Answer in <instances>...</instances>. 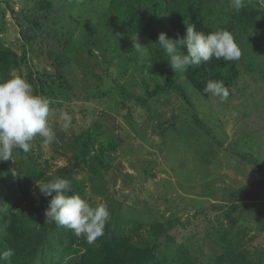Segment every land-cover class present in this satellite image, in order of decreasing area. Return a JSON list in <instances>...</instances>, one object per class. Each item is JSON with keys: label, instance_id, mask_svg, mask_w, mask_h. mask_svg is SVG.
<instances>
[{"label": "rangeland", "instance_id": "obj_1", "mask_svg": "<svg viewBox=\"0 0 264 264\" xmlns=\"http://www.w3.org/2000/svg\"><path fill=\"white\" fill-rule=\"evenodd\" d=\"M11 1L15 11L21 7L20 14L36 3H50L49 26L67 41L57 50L72 64L64 72L69 90L44 95L54 102L49 123L56 140L44 144L35 137L28 154H14L3 169L0 237L2 214L14 208L21 194L17 185L32 161L52 174L86 153V169L77 170L75 178L84 180L83 198L92 206H108L105 239L124 233L138 242L153 225H161L155 239L158 256L181 253L194 264H212L231 248L243 254L242 262L264 264V190L256 189L255 199L241 200L264 170V34L250 31L236 42L242 76L226 100L200 98L182 77L177 87L148 98L144 86L151 91L161 80L143 72L147 54L135 53L133 37L116 29L114 17L106 18L111 16L109 0ZM218 4L226 13L240 8L237 0ZM18 27L6 0H0V40L22 59L11 75L23 76L34 89L43 81V70L53 66L46 53H35L33 44L23 43ZM38 33L33 32L37 44ZM136 37L145 46V37ZM48 44H54L49 36L43 42ZM88 50L97 64L88 60ZM65 112L72 117L67 129L61 119ZM90 165L97 175L87 169ZM29 191L43 196L37 183ZM70 239L82 252L86 237L57 225L39 245L34 264L72 263L76 255L65 252Z\"/></svg>", "mask_w": 264, "mask_h": 264}, {"label": "trees", "instance_id": "obj_2", "mask_svg": "<svg viewBox=\"0 0 264 264\" xmlns=\"http://www.w3.org/2000/svg\"><path fill=\"white\" fill-rule=\"evenodd\" d=\"M13 2L15 1L6 0L7 7L17 20L23 43L30 46L33 44L35 53H46V57L49 58L53 66L52 71H47L46 68L43 70L41 73L43 81H39L34 92L49 96L60 89L69 90L70 87L64 72L65 68L72 63L68 56L60 53L61 48H59L60 51L57 50L61 42L63 45L67 41H62L59 31L49 26L52 23L53 14L50 3L48 1L36 3L31 10L20 14L21 7H19V11H15ZM106 10L111 13V16L106 18L114 17V25L122 35L145 37L144 45L148 47L145 63L148 67L141 68L144 73L146 70L147 73L153 74L155 82L157 79L162 81L159 84L155 83L151 91L146 85L144 86L148 98L156 97L175 86L177 87L180 77L184 78L198 96L204 100L212 95L204 92L206 82L209 80L223 81L230 95L242 76L237 61L216 60L215 58L200 67L192 66L184 73H175L168 63L165 52L157 45H153L158 41L161 32L166 33L168 38L183 39L186 35V27L193 25L197 31L205 34L227 30L234 35L235 42L241 40L250 31L257 30L264 34V0H246L238 10L227 13L218 4V0H109ZM216 12L220 15L214 17L213 14ZM110 31H112L111 28ZM33 32H39L40 38L36 39L38 44L34 42L36 34ZM47 36L54 41L53 46L51 44L43 45ZM24 46L26 47V45ZM46 47L47 49H45ZM87 58L94 65L97 64L93 50H88ZM21 62L22 59L16 51L0 40V82L12 78L11 71L18 69ZM149 80L153 79L149 78ZM114 87L117 88L119 85L116 84ZM14 154L27 155L28 153L26 154L21 149H15ZM31 158L29 157V159ZM6 162L8 161L0 163V184ZM86 162V153H84L80 159L74 158L73 163L58 167L52 174L45 170H39L40 163L36 161H32V165L26 168L17 185L21 194L16 200L14 208L11 207L7 214H2L4 235L0 237V252L8 249H12L14 252L11 259L5 262L6 264H34L33 260L39 245L46 235L57 226L54 222L46 221L45 212L51 197L36 198L29 191V187L38 182H47L52 178L61 177L71 182L72 190L67 195L78 193L83 198L85 183L83 179L75 178V172L86 169ZM92 168V165L87 167L92 174L97 175ZM249 188L246 195L241 197V194L238 198L241 197V200L255 199L257 197L256 189L264 190V170L260 177L255 176V179L250 182ZM242 190L246 189L242 188ZM160 230H162L161 225H153L149 236L138 242H133L132 237L124 235V233L107 239L103 237V234L101 238L96 239V242L89 243L87 240H83L81 243L82 252L80 248L74 247L75 240L70 239L65 252L69 255H76V260L69 264H194L188 260L186 254L170 252L158 256L155 250V239ZM66 256L68 255H64V257ZM231 258H233L232 261ZM243 259L245 258L242 253H232L231 248H228L213 259L212 264H236L242 262ZM242 264L252 263L244 261Z\"/></svg>", "mask_w": 264, "mask_h": 264}, {"label": "clouds", "instance_id": "obj_3", "mask_svg": "<svg viewBox=\"0 0 264 264\" xmlns=\"http://www.w3.org/2000/svg\"><path fill=\"white\" fill-rule=\"evenodd\" d=\"M241 6L242 0H237V7ZM132 39L134 52L143 57L148 47L142 46L136 36ZM153 45L165 52L175 73H184L192 66L200 67L213 58L237 61L241 57V50L231 32L219 30L205 34L193 25L186 27L183 39L168 38L166 33L161 32ZM204 92L221 100L229 96V90L221 80L207 81ZM54 111L53 100L36 94L23 76L16 75L0 82V163L13 160L15 149L29 152L30 142L37 136L43 139L44 144L53 143L56 133L49 123V116ZM61 119L64 121L63 128L67 129L71 115L62 113ZM37 185L43 196L51 197L45 212L46 221L73 230L77 237L84 236L89 243L104 234L110 219L105 203L92 206L78 193L67 195L72 189L71 182L65 178L55 177ZM13 255L12 249L0 252V264L9 261Z\"/></svg>", "mask_w": 264, "mask_h": 264}, {"label": "built area", "instance_id": "obj_4", "mask_svg": "<svg viewBox=\"0 0 264 264\" xmlns=\"http://www.w3.org/2000/svg\"><path fill=\"white\" fill-rule=\"evenodd\" d=\"M14 9L17 10V6L16 5L14 6Z\"/></svg>", "mask_w": 264, "mask_h": 264}]
</instances>
